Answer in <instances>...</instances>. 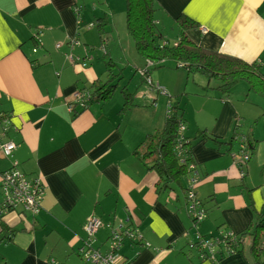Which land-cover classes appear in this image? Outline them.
<instances>
[{
	"label": "crops",
	"instance_id": "1",
	"mask_svg": "<svg viewBox=\"0 0 264 264\" xmlns=\"http://www.w3.org/2000/svg\"><path fill=\"white\" fill-rule=\"evenodd\" d=\"M156 2L155 18L163 29L173 33L184 15L199 25L187 34L200 47L248 62L264 56V0ZM75 11V0H0V114L10 117L8 140L16 145L10 160L0 151V173L16 162L19 171L45 188L36 215L14 211L2 218L15 231L3 262L87 264L81 249L105 253L113 231L131 228L141 239L121 243L119 261L124 264H252L248 237L237 253L225 247L213 261L188 248L196 234L210 236L217 228L241 237L264 212V124L259 136L253 127L244 129L249 112L242 107L248 95L244 100L208 97L213 100L212 118L203 131L219 143L197 141L192 149L201 177L196 197L206 211L205 219L193 225L182 188L172 183L162 188L156 171L133 155L146 135L163 126L165 96L152 102L149 96L155 110L136 106L123 118L119 110L97 101L72 118L68 102L99 79L93 69L83 70L93 58L81 46L82 21ZM39 30L40 49L34 50L32 36ZM74 39L79 45H70ZM148 82L149 95L158 94L156 84L165 89ZM137 109L148 120L145 129L131 121ZM258 109L264 114V105ZM185 135L192 132L186 129ZM239 136L254 147L247 162L240 158ZM90 216L101 222L92 238L83 229Z\"/></svg>",
	"mask_w": 264,
	"mask_h": 264
},
{
	"label": "trees",
	"instance_id": "2",
	"mask_svg": "<svg viewBox=\"0 0 264 264\" xmlns=\"http://www.w3.org/2000/svg\"><path fill=\"white\" fill-rule=\"evenodd\" d=\"M125 4L128 33L134 41L137 54L148 63V67L141 73V76L146 78L148 77L150 68H162L168 61H172L177 68H184L187 73L199 72L206 75L209 79L208 87H210L211 84L210 80L214 78L218 79L219 84L215 88H212V90L221 92L223 98L226 97L235 84H238L240 81H245L250 91L253 90L264 96V65L261 58L256 61L248 62L240 58L200 47L193 42L187 34V31L197 29L199 25L184 15L180 16L177 20L179 32L177 39L172 42V44L168 43L165 40H161V35L156 32L155 27L158 25L155 18V13L158 9L156 0H125ZM75 13L78 15L79 9H77ZM99 20H104V22H101L102 26L108 25V21L105 18H99ZM102 26H99L100 38L104 34ZM32 37V41H34L36 48L40 43L38 32ZM70 45H79L78 39L71 41ZM86 50L88 51V49ZM67 58L69 62L75 61L69 54H67ZM31 64L33 65L34 63L31 61ZM106 72L109 78L111 75V66L109 63L106 65ZM106 83L95 80L88 88H81L76 92L80 94L79 98L73 97V100L68 102L72 118L82 113L88 104L94 101L104 103L109 99L110 92L105 90ZM128 96L130 99L124 102V107L127 110L132 106L131 96ZM0 117L9 116L8 114L1 113ZM181 127L184 128L182 132L180 131ZM185 130L186 124L181 119V113L174 112L172 118L166 117L160 130L154 134L146 135L138 147L133 151V155L137 156L147 169L156 171L159 176L158 183L162 188H166L172 183L181 187L184 195L186 184L183 186V184H181V179L187 176V180L189 178L188 163L194 160L192 157L194 142L195 144L197 141L202 143L208 139L219 143L216 138L205 133V131H202L201 135L195 134L192 138H189L185 135ZM9 134L10 130L7 136ZM7 136L4 137L5 139H0V141L7 142L9 139ZM192 140H194V142H192ZM176 146L180 148L184 161L178 156L175 150ZM246 147L251 152L254 150L250 141L249 144L248 141L246 142ZM5 158H8V156ZM12 169L13 164L9 170ZM4 172L6 171L1 172L0 176ZM201 206L203 207L202 204ZM14 211L17 210H9L7 213ZM19 213L22 216L30 215L20 210ZM5 215L0 212V241L8 242L11 240L10 236L14 234L15 231L3 223L2 218ZM255 220L253 226L241 237L236 238L235 242L229 241V239L226 238L223 246H220L218 249L216 248L215 259L222 256L225 247H227V249L229 247V252L234 254L237 253L238 248L245 242L244 238L248 237L250 241L252 264H264V246L262 244L264 239V212L258 214ZM191 223L197 224L193 220H191ZM216 231L224 232L225 229L222 230V228H217ZM200 254L204 259H208V254L206 252H200ZM3 264L6 263L3 262Z\"/></svg>",
	"mask_w": 264,
	"mask_h": 264
},
{
	"label": "rangeland",
	"instance_id": "3",
	"mask_svg": "<svg viewBox=\"0 0 264 264\" xmlns=\"http://www.w3.org/2000/svg\"><path fill=\"white\" fill-rule=\"evenodd\" d=\"M75 5L79 9L78 18L82 21L78 32L81 46L90 50L93 58L83 70L93 69L94 77L98 76L101 82H107L105 90L110 92L109 99L103 104L119 110V115L123 118L129 113L124 107V102L130 99L128 96L130 95L131 108L140 106L146 108V110H155L151 108V102L157 99L158 95H163L155 92L149 95L148 93L153 91L150 90L148 81L163 84L168 92V96L164 97V103H162V107L168 103L164 121L166 117L172 118L174 112L181 113V119L187 125V131L192 132V135H188V137H193L195 135L193 133L201 135L204 129L203 124L212 118L213 100L208 98V95L211 96L214 94L215 100H220L222 97L221 92L212 90V88H215L219 84V80L216 78L210 80L211 84L208 87L209 79L206 75L199 72L187 73L184 68H177L172 61H168L162 68H150L148 77L146 78L141 76L140 72L142 70L144 71L148 63L137 54L134 41L128 33L125 0H75ZM99 18H105L108 21V25L102 26L101 22H104V20L100 21ZM99 26H102L104 30L101 38L99 36ZM155 28L156 32L161 35V40H165L171 44L179 34L178 28H174L173 33H171L170 28H166L165 30L160 25H157ZM42 33V30L38 31L39 36H42ZM50 39L51 37L47 41L49 42ZM60 45L62 49L65 47L64 43ZM33 49L39 50L40 48L33 47ZM62 49L60 51H63ZM46 51L49 52V50ZM45 57L47 58V56ZM37 58L41 59L39 54ZM260 58L263 60L264 65V56ZM143 62H145V67L142 68ZM108 63L111 66V75L109 78L106 72V65ZM43 64H45V60H39V65ZM235 85V88L233 87L226 95V98L229 99L232 97L234 99L244 100L248 95V103L242 107L246 112H249L247 117L248 123H245L244 129L247 130L253 127L255 135L259 136V130L264 124V114H262L261 109H258V107L264 105V96L260 97L262 95L253 90L250 91L245 81H240ZM249 103L254 104L251 105ZM200 108L201 110H199ZM142 110L137 109L133 111L135 115L131 121L133 124L140 123L145 129L148 120L141 118V113L144 112ZM198 111H201V113ZM123 127L124 124H121V129ZM161 128L162 126L149 133V135L154 134ZM207 133L209 134V132ZM11 134L12 132H10L7 138L10 139ZM193 145H195V142ZM10 158L11 155L4 159L10 160ZM1 200L2 190L0 187V202ZM6 245L7 241H0V264H3ZM118 256H121L120 252H118Z\"/></svg>",
	"mask_w": 264,
	"mask_h": 264
},
{
	"label": "built area",
	"instance_id": "4",
	"mask_svg": "<svg viewBox=\"0 0 264 264\" xmlns=\"http://www.w3.org/2000/svg\"><path fill=\"white\" fill-rule=\"evenodd\" d=\"M157 92L163 96H168L167 92L158 86H153ZM80 94L76 93L75 98H79ZM12 129L10 117H0V139L7 136L9 130ZM180 131H184L181 127ZM5 139V138H4ZM239 154L242 161L247 162L250 159V152L246 147V138L239 136ZM16 145L14 142L8 140L7 142L0 141V151L3 156H9ZM178 156L183 160L182 152L178 146L175 147ZM184 161V160H183ZM189 178L186 183L185 200L186 211L195 223H199L205 219V209L196 197V188L201 183L199 171L196 168L195 162L192 160L188 163ZM0 187L2 190V201L0 205V212L7 214L9 210H17L30 215H36L41 209V202L43 200L45 188L43 184L34 178L27 177L24 173L17 169V163H13V169L4 172L0 176ZM196 225V224H193ZM101 227V222L98 218L90 216L87 218L83 229L89 238H92L98 229ZM228 238L229 241H236V236L223 231H216L212 236H202L196 234L195 242L188 244L189 249H197L200 252L208 254V260L213 261L216 256V248L223 246L224 240ZM140 236L136 230L126 228L124 231L116 230L111 233L108 240L107 251L101 253L99 250L93 248H84L80 250L81 257L87 264H124L119 261L122 256H118L120 245L124 240L130 242L140 241ZM88 245V243H86ZM229 251V247L227 249Z\"/></svg>",
	"mask_w": 264,
	"mask_h": 264
}]
</instances>
